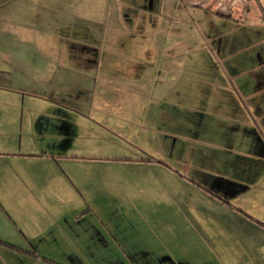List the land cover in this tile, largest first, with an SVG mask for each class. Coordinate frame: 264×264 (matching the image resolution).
<instances>
[{"label":"crops","instance_id":"crops-1","mask_svg":"<svg viewBox=\"0 0 264 264\" xmlns=\"http://www.w3.org/2000/svg\"><path fill=\"white\" fill-rule=\"evenodd\" d=\"M190 78L207 91L185 96ZM186 106L240 140L226 148L212 120L194 143L214 151H196ZM0 156V264H252L264 0H0Z\"/></svg>","mask_w":264,"mask_h":264},{"label":"rangeland","instance_id":"rangeland-1","mask_svg":"<svg viewBox=\"0 0 264 264\" xmlns=\"http://www.w3.org/2000/svg\"><path fill=\"white\" fill-rule=\"evenodd\" d=\"M250 19L253 20V18H251V17H250ZM204 80L205 79H201V80L200 79H194V78L187 79L186 82H185V93H184V95L185 96L186 95H190L193 92V90L195 88H197V87H199L200 90L202 89L203 91H207V90H205V87L208 85V83H204L203 82ZM196 82H197V84H196ZM208 89H210V88H208ZM173 97L174 96L168 97L167 101L168 100H171L172 102L177 103L178 102L177 100H181V99L173 98ZM186 100L187 101H190V99H188V98ZM187 101H185V102H187ZM157 102H160V101L157 100ZM184 104L187 105L189 103H184ZM169 106H170V104H169ZM172 108H173V106H171L169 108V110L172 111V112H174L175 114H178V112H176V110H174L175 108L174 109H172ZM11 109L16 114H20V113L23 112V109L21 111V107H17L15 109H13V107H12ZM178 110H179V108H178ZM202 112H200L196 107H192V106H186L185 109H182L179 112L181 114V116L184 118V120L187 121V128H186L187 131H185L186 135H183V136H186V138L189 140V143L190 144H193L192 145L193 146V149H194V144H195L196 151L197 150H205V151H208L209 152V151H212L213 150V148H211L210 145L207 144V143H210L209 141L207 143H205V142L194 143L195 140H197L200 137L197 134L198 129L199 128H202V129L206 128V124L207 125L210 124V123L212 124V120H216V123L217 124L214 126V130L217 129L218 136L223 137V139H224L223 142H224L226 148H231L232 147V144H234V143H236V142H238L240 140L239 138H234V137L232 138V136L229 134V131H228V128H227L229 122L226 120V115H223V117H221V118H217V113H216V115H209V114H212V113H210L209 110H207V111L205 110V111H202ZM236 127H237V124H236ZM228 136H229V138H228ZM182 137H179V138L177 137L176 139H172V140L181 141L182 140ZM204 138H206V137H204ZM190 140H193V142H191ZM206 140H208V138ZM83 141L84 140H82V142H78V144H80V143L84 144L85 142H83ZM17 142L18 143L20 142V138H18ZM82 144H81V146H83ZM132 146L133 145L130 142H128V143L123 142V143H120V150H129V149H131ZM191 149H192V147H191ZM18 150H19V144L16 147V150L14 152H20ZM120 154H122V155H118L117 158H121L123 160H131V161H134V160L140 159L139 157H136L133 154L130 155L131 152H121ZM98 156H101V154L98 155ZM101 158L106 159L105 157H101ZM18 159H19L18 160L19 163L23 167H28L29 165H31L28 161L22 160L21 159V156ZM8 161H9V158L8 159H6V158L4 159L2 156H0V164H1V167L3 169L5 168V170H6V166H8V164H9ZM165 161H167L168 163H170L172 166H177L175 163H173L172 160L165 159ZM118 163H119V161L117 163H111L110 165H106L105 167L106 168L107 167H109V168H115V166H120V165H118ZM174 168H176L175 170L179 171L178 167H174ZM5 170H4V172H5ZM141 172L142 171L139 168H133V167L128 168L127 167L126 170H122L121 171V175L124 176L126 179H128L127 181L132 182L133 181V177L137 176L138 179H135V178L134 179L135 180H139L144 175V174L141 175ZM2 175H0V178L2 177ZM166 180L169 183H172V182L174 183V180L172 178H167ZM171 225H172V223H171ZM232 225H233V229H235V230L239 229V227H244V224H242V225H240L238 227L236 225V223L234 224L233 222H232ZM174 226H176V228L174 227V229L176 231H180V227H178L175 223H174ZM254 229L256 230V228H254ZM250 230H251V228H249V231ZM254 240L255 239L253 237H251L249 239V246H250L249 248H250V251H249L248 254H250L249 257L251 259L252 264H253V262L255 260L254 259L255 257H257V256H260V257L263 256L262 255L263 254V251H262L261 246H262V244L264 242V238L263 239H260V240H257L256 242H254ZM254 246H258V247L256 248ZM254 248H256V249H254ZM232 259H234V258L228 259L227 260L228 262H226V264H235V261L229 262V260H232ZM239 262H243L245 264L246 263V260H242V261H239ZM239 264H242V263H239Z\"/></svg>","mask_w":264,"mask_h":264}]
</instances>
